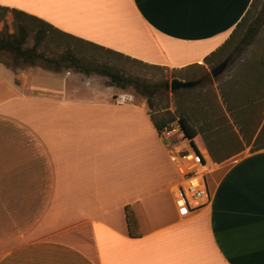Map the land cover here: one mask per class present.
Masks as SVG:
<instances>
[{"label":"crops","instance_id":"1","mask_svg":"<svg viewBox=\"0 0 264 264\" xmlns=\"http://www.w3.org/2000/svg\"><path fill=\"white\" fill-rule=\"evenodd\" d=\"M251 1L0 6L144 63L181 69L203 65ZM5 70L0 264H264V149L245 148L212 168L209 203L190 210L174 193L178 176L145 105L101 76ZM126 208L136 220L130 231Z\"/></svg>","mask_w":264,"mask_h":264},{"label":"trees","instance_id":"2","mask_svg":"<svg viewBox=\"0 0 264 264\" xmlns=\"http://www.w3.org/2000/svg\"><path fill=\"white\" fill-rule=\"evenodd\" d=\"M262 0H252L243 17L228 38L210 55L203 65L172 69V78L195 80L199 70H210L223 61H230L227 73L217 84L216 91H173L175 111L154 105L153 97L169 91V82H152L147 78L125 72L123 63L148 70L165 67L150 65L119 52L76 38L52 27L45 21L16 9L0 6V52L11 55L0 64L16 72L20 64L34 66L39 62L53 71L74 69L85 76L97 75L108 80L110 86L126 90L131 88L145 99L149 119L159 134L176 122L184 137L196 148L204 163L214 167L234 158L245 148L250 151L264 149V11L258 12ZM264 5V4H263ZM10 12L12 30L7 32L4 16ZM31 40L28 48L23 46ZM39 49H43L39 51ZM58 50L55 60L44 56L46 51ZM50 51V52H51ZM124 65V64H123ZM203 81H210L208 75ZM201 81V79H199ZM199 138L203 148L195 144ZM128 231L136 226L134 216L126 208ZM131 236V232H129Z\"/></svg>","mask_w":264,"mask_h":264},{"label":"built area","instance_id":"3","mask_svg":"<svg viewBox=\"0 0 264 264\" xmlns=\"http://www.w3.org/2000/svg\"><path fill=\"white\" fill-rule=\"evenodd\" d=\"M125 99H118V102ZM169 150L170 161L178 176L174 193L190 210H197L210 201L205 174L209 165L204 163L191 141L184 137L179 125L174 123L158 134Z\"/></svg>","mask_w":264,"mask_h":264},{"label":"rangeland","instance_id":"4","mask_svg":"<svg viewBox=\"0 0 264 264\" xmlns=\"http://www.w3.org/2000/svg\"><path fill=\"white\" fill-rule=\"evenodd\" d=\"M263 4H264V0H262L261 4L259 5L258 12L262 8H263L262 11H264V5ZM4 21H5L6 25H7V32L9 34H11L13 32V30H12V17H11V13L10 12H8L4 16ZM2 26H3V23H0V29L2 28ZM31 45H32V41L29 40L27 42V44L24 45L23 47L24 48H28ZM42 50L43 49H39V51H42ZM50 51H46L44 53V56L47 57L48 59H52V60H55V59H57L59 57L58 50L53 49L51 52ZM10 59H11V55L9 53L0 52V60H10ZM123 64H122V66L124 67L125 72L127 74L134 75V76H140V77H143V78L145 77V78L151 80L153 83L154 82H160L162 80H167L170 83V81L172 79H177L179 81H185V80L179 79V77L172 78V76H171V70L172 69L163 68V70H159V71L158 70H148V69L136 67L132 63H123ZM229 65H230V61H229L228 66L226 67V69L219 76H217L215 78H212L210 76V73H209L210 69L208 67H206V66H205V70H199V72L197 71L196 74L194 75L195 80L201 79V81H200L198 86L190 89V91L200 92V91H205L207 88H212V89H214L216 91L217 84L221 80L224 79V77H225V75L227 73ZM45 66L46 65H44L41 62H39L38 64H36L34 66H31V67L24 66V65L20 64V66L18 67L17 71H19V72L20 71H27L30 68H34V67L42 68L44 70L46 69V70H52L53 71V67L51 65H50L49 68H45ZM5 68L6 67L4 65L0 64V69H2L3 71H6ZM63 69L64 68L60 69V71L63 70ZM71 70L75 71L74 69H71ZM205 74L208 75V77L210 78V81H203L202 80L203 79L202 77H204ZM93 78L101 79L99 77H93ZM99 81H101V80H99ZM178 91H184V90H178ZM124 92H126L127 94H129L131 96V99L133 100L134 103L143 104V105H145L147 107L145 99L143 97H141L139 94L135 93L134 90H132L131 88H128V89L124 90ZM152 101H153L154 105L166 106L167 110L170 111L171 113H173L175 111V105H174L175 98H174L173 94H171L170 90L167 93H163L162 92L159 95H156L155 97H153ZM174 123H176V122H174ZM174 123L171 124V125H174ZM195 144H196V146L198 148H203V144H202V142H201V140L199 138L196 139ZM250 148L251 147H247L248 150H250ZM230 160H234V159L232 158ZM230 160H228V161H230ZM212 168H214L213 165H211L209 167V170L205 174V178H206V182H207L208 186H211V184L213 182V179H214L213 176L216 175V174H211L210 171H211ZM179 203L182 204V206H184V204H183V202L181 200H179Z\"/></svg>","mask_w":264,"mask_h":264},{"label":"water","instance_id":"5","mask_svg":"<svg viewBox=\"0 0 264 264\" xmlns=\"http://www.w3.org/2000/svg\"><path fill=\"white\" fill-rule=\"evenodd\" d=\"M228 64H229L228 60L223 61L221 64L210 70L209 72L210 76L212 78L219 76L226 69ZM199 83H200L199 80L185 82V81H179L177 79H172L169 84V90L171 92L178 90H188L198 86Z\"/></svg>","mask_w":264,"mask_h":264}]
</instances>
